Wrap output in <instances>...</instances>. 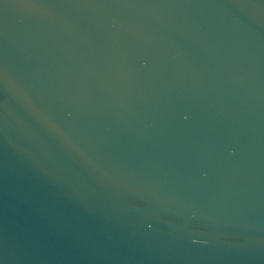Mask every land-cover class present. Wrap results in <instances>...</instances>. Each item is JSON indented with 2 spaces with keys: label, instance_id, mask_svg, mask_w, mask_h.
Segmentation results:
<instances>
[{
  "label": "water",
  "instance_id": "water-1",
  "mask_svg": "<svg viewBox=\"0 0 264 264\" xmlns=\"http://www.w3.org/2000/svg\"><path fill=\"white\" fill-rule=\"evenodd\" d=\"M0 264H264V0H0Z\"/></svg>",
  "mask_w": 264,
  "mask_h": 264
}]
</instances>
